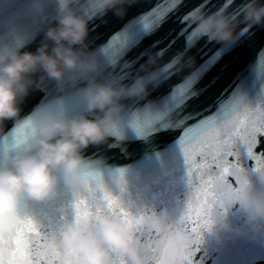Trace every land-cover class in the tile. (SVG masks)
<instances>
[{"label": "clouds", "instance_id": "9594fccd", "mask_svg": "<svg viewBox=\"0 0 264 264\" xmlns=\"http://www.w3.org/2000/svg\"><path fill=\"white\" fill-rule=\"evenodd\" d=\"M134 2L91 0V7L101 18L108 12L123 16L126 6ZM192 23L202 38L228 47L238 42L242 29L239 32L237 29L241 24L264 26V3L246 0L238 11L221 9L209 14L198 13ZM55 24L45 32V40L52 42L50 52L47 43L35 54L15 50L0 52V125L17 118L18 103L27 94L32 74L43 72L49 79L60 81L66 73L95 70V60L77 50L88 35L87 21L65 11L55 17ZM146 56L145 64L139 69L143 74L133 77L130 84L113 75L104 84L93 81L91 89L84 93L89 108L103 115L102 121L85 116L65 119L55 111L44 109L31 118L26 136L29 150L12 156L8 167H0V240L15 235L21 206L27 209L34 203L55 200L61 182L75 193L88 191L82 151L106 143L113 135L123 99H144L149 95V85L158 86L163 79L182 71L185 65L182 52L173 57L175 63L171 68L168 64H159L162 59L159 53L148 52ZM121 68L130 71L132 65L125 62ZM259 172L264 178V171ZM133 175L139 179L138 174ZM232 190L231 203L238 206L244 226L234 227L224 214L215 213L204 231H211V225L215 224L220 232L246 235L264 244V193H252L247 182L237 183ZM95 207L102 205L97 203ZM138 217L142 232L104 214L93 215L83 222H77L73 215L62 220L51 233L42 234L28 259L4 257L0 264H36L37 257L43 264H158L160 258L166 264H194L200 236L193 237L179 219L166 211L141 213Z\"/></svg>", "mask_w": 264, "mask_h": 264}, {"label": "water", "instance_id": "95a60500", "mask_svg": "<svg viewBox=\"0 0 264 264\" xmlns=\"http://www.w3.org/2000/svg\"><path fill=\"white\" fill-rule=\"evenodd\" d=\"M18 29L26 50V53H37V50L45 43L48 44L49 52L52 42L45 40V32L49 27H55V17L65 11H71L87 21L88 35L83 46H77L78 51L84 52L90 59L95 60L94 71H83L78 73H66L60 81L52 80L43 72L34 73L38 88L40 90L46 110L55 111L65 119H72L78 116H85L89 120L102 121L103 115L94 109H90L88 102L84 99V93L91 89L93 81L104 84L113 75H120L106 61L99 49L101 45L117 30L120 25L135 16L137 13L149 10L159 0H135L131 6H126L123 16L114 15L108 12L102 18L91 7V0H10ZM199 0H184V5L179 11L172 14L169 23L164 28L150 37L136 49L130 56L125 57V62L135 56L151 42L161 38L170 25H174L177 17L189 11ZM218 2V0H214ZM246 0H237L236 7L245 3ZM264 3V0H260ZM142 5L143 7H137ZM228 12L235 11V7L228 9ZM101 18V20H98ZM101 26L94 32V24ZM245 28L241 24L237 29L239 32ZM253 32L255 36L253 37ZM254 38L255 46L249 47L247 40ZM206 38L184 54L185 65L183 70L171 75L155 89H149V95L144 99L137 100L134 97L125 98L121 101L122 111L117 121H124L119 136L113 135L106 143L89 146L82 151L85 170L101 177V183L109 187L114 196H118L133 215L141 213L168 212L174 219H179L182 213L192 208V217L195 219V208L198 206L197 196L200 183L193 179L191 185L188 183V169L177 140L182 135V129H162L155 134L138 136L130 127L126 126L133 113L142 110V105L150 101H157L166 95L171 87L183 83L200 65L222 46L211 42L204 47ZM264 44V26H254L253 31L247 37L238 41V46L231 51L225 52L209 71L198 81L196 88L204 87L216 79L208 92L199 101L190 102L186 112L202 111L212 100L227 88L233 78L241 70L251 73L259 59L260 46ZM156 53L157 50L149 51ZM179 53V46L171 52L166 53L159 61L160 65L166 64L174 55ZM147 56L144 62H146ZM137 69L131 68L130 72L135 73ZM143 73L138 72V75ZM134 75L133 77H135ZM132 78H123L127 85ZM218 78V79H217ZM251 99L254 93L248 90ZM214 111V110H213ZM243 111V110H242ZM207 114V113H205ZM243 118V117H242ZM117 123V122H116ZM195 120H188L191 125ZM257 144V154L264 153V137ZM234 159V158H229ZM239 167L243 170L244 180L248 183L252 193H264V178L256 170L255 161L249 158L246 152H241ZM193 171H195L193 169ZM133 174H138L135 179ZM113 176L112 179L109 177ZM123 178L124 183L121 179ZM190 179V178H189ZM233 188L237 182L230 178ZM86 202L89 201L88 191L81 193ZM202 199V197H201ZM215 213L224 214L234 227H243L244 218L238 211V206L226 203L223 207L216 208ZM192 225L190 224L189 227ZM147 234V233H146ZM219 237L216 239L214 237ZM200 242L196 245L198 249L194 258V264H264V244L250 239L246 235L236 236L231 233L220 232L218 226L211 225V231L202 230L199 234Z\"/></svg>", "mask_w": 264, "mask_h": 264}, {"label": "snow or ice", "instance_id": "6c2138e0", "mask_svg": "<svg viewBox=\"0 0 264 264\" xmlns=\"http://www.w3.org/2000/svg\"><path fill=\"white\" fill-rule=\"evenodd\" d=\"M183 5L184 0H159L149 10L141 11L123 22L99 47L106 61L112 65L121 79L138 75L149 51L157 50L156 53L161 57L178 46L179 52L184 54L191 52L202 39L192 23L198 13L209 14L234 7L235 11L239 10V7H236L237 0H218V2L199 0L189 11L173 22L174 25H179L178 27L170 25L161 38L151 40L147 47L136 52L135 56H131L127 62L131 63L133 69H137L135 73L124 71L121 64L125 61V57L130 56L146 40L160 32L164 25L169 23L171 15L178 12ZM137 7L143 6L137 5ZM100 26L95 22L93 31L95 32ZM253 27L243 28L239 33L238 41L245 39L248 33L253 31ZM209 43L211 42L206 41L204 47ZM247 43L249 47H254V38L248 39ZM237 46L238 42L228 47H221L183 83L171 87L159 100L143 104L142 110L133 113L126 121V126L138 136L155 134L162 129H182V135L177 143L188 169L190 178L188 183L191 185L192 180L197 179L200 183L198 189L200 195L197 196L195 219L192 217L190 205L188 212L182 213L178 222L193 237H198L201 231L209 226L211 215L216 208L231 203L234 193L229 182L230 178L238 184L246 182L238 163L242 151L255 161L256 170L264 171V153L257 154L255 151L257 144L261 142L260 138L264 137V44L258 49L259 59L250 74H246L247 70L237 73L231 84L216 95L202 111H185L190 102L199 101L216 83L214 79L208 85L196 88L198 81L216 64L223 53ZM173 57L170 58L171 64L166 63L169 68L175 63ZM166 79H171V76L163 81ZM158 86L149 85V89L155 90ZM249 89L254 93L251 99L248 94ZM188 120H195V123L188 125ZM124 125V121L118 120L113 133L119 136ZM85 175L89 179L90 199L86 202L80 193H74L72 209L77 222L87 221L93 215L104 214L123 220L136 232L143 231L139 227L138 215H133L127 210L120 198L114 196L109 187L100 182V176L87 170ZM97 203L102 207H95ZM28 234H32L35 239L31 237L26 239ZM42 234L41 225L28 216H21L15 235L0 240V259L4 257L28 259ZM36 264H43V261L37 257ZM158 264H166V260L160 258Z\"/></svg>", "mask_w": 264, "mask_h": 264}]
</instances>
